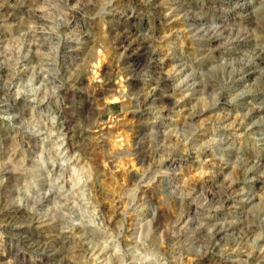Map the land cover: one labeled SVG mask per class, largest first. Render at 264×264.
Wrapping results in <instances>:
<instances>
[{"label": "rangeland", "instance_id": "1", "mask_svg": "<svg viewBox=\"0 0 264 264\" xmlns=\"http://www.w3.org/2000/svg\"><path fill=\"white\" fill-rule=\"evenodd\" d=\"M0 264H264V0H0Z\"/></svg>", "mask_w": 264, "mask_h": 264}]
</instances>
